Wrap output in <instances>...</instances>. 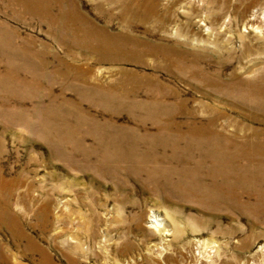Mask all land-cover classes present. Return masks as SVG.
Wrapping results in <instances>:
<instances>
[{
	"label": "rangeland",
	"instance_id": "1",
	"mask_svg": "<svg viewBox=\"0 0 264 264\" xmlns=\"http://www.w3.org/2000/svg\"><path fill=\"white\" fill-rule=\"evenodd\" d=\"M68 1L124 49L70 47L0 0L18 36L0 34V179L26 237L53 264H264V104L229 92L264 75V0H159L147 19ZM0 243V264H42L2 226Z\"/></svg>",
	"mask_w": 264,
	"mask_h": 264
},
{
	"label": "bare ground",
	"instance_id": "2",
	"mask_svg": "<svg viewBox=\"0 0 264 264\" xmlns=\"http://www.w3.org/2000/svg\"><path fill=\"white\" fill-rule=\"evenodd\" d=\"M6 10L13 17H30V15H35L42 22L47 23L50 27H54L56 32L62 38L69 40L70 47L78 48L88 52L89 50L99 52L101 55L110 51H122L124 49L126 40H116L109 34H100L95 40L91 36L94 26L90 22H83L76 10H73L69 5L68 0H4ZM159 5V0H145L143 2L137 0H123L121 3L122 14L125 16L152 18L155 14L159 13L157 6ZM54 8H57L55 12ZM85 23V24H84ZM163 28V26L161 25ZM0 34L5 36L9 40L17 39V33L15 30L7 27L5 24L0 23ZM38 55V53H32L30 56ZM43 66V63H42ZM75 64L66 66L67 73L59 74V77L69 78L76 74L75 79L79 81L82 85L89 86L90 78L85 75V71H77ZM2 78V76L0 77ZM5 82L14 81L15 87H21L23 85V79H19V76L15 75L10 70L6 71L3 77ZM106 84V83H105ZM25 85H32L37 88V84L34 80L31 83H25ZM229 92L231 95H237L241 97L245 102L251 101L260 104H264V75L259 82L253 84H243L244 90L237 88L236 82L232 81L230 83ZM91 86V85H90ZM215 87V85H213ZM105 90L106 86L100 87ZM111 90H116V96L119 98H124L122 92V86L117 84L116 86L110 87ZM159 102L158 100H153L150 103ZM149 103V104H150ZM175 130L181 134L180 127L175 125ZM213 137L210 135H205V131L197 134L199 144L206 143L207 140L213 139L217 141L218 131L213 130ZM180 136V135H179ZM188 136H192L191 133ZM193 137V136H192ZM244 138V134L241 135ZM226 141V140H225ZM230 143L231 141H226ZM224 148L227 145L223 146ZM5 187L4 182L0 179V226L8 229L13 237L16 239L26 238L29 248L38 253L42 259V264H53L51 260L45 255V252L41 250L31 238H27L21 228V222L19 216L14 214L10 208L9 199L3 195V189ZM9 258V251L6 246L0 243V262H5Z\"/></svg>",
	"mask_w": 264,
	"mask_h": 264
}]
</instances>
